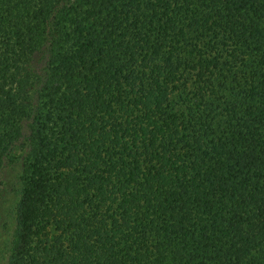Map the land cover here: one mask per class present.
<instances>
[{"label":"trees","instance_id":"16d2710c","mask_svg":"<svg viewBox=\"0 0 264 264\" xmlns=\"http://www.w3.org/2000/svg\"><path fill=\"white\" fill-rule=\"evenodd\" d=\"M0 223V264H264V0H0Z\"/></svg>","mask_w":264,"mask_h":264},{"label":"rangeland","instance_id":"374dc122","mask_svg":"<svg viewBox=\"0 0 264 264\" xmlns=\"http://www.w3.org/2000/svg\"><path fill=\"white\" fill-rule=\"evenodd\" d=\"M6 198H7V200L4 204V207L7 208L8 211L10 209L14 213V210L16 209V205L18 203V197L11 193ZM13 228H14V225L11 226V230L8 232V231H6L4 226L1 225V223H0V244L1 245L10 242L11 233L13 231ZM2 264H4V261L2 262Z\"/></svg>","mask_w":264,"mask_h":264}]
</instances>
